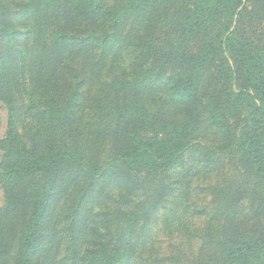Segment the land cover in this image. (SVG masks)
Here are the masks:
<instances>
[{"label":"trees","instance_id":"1","mask_svg":"<svg viewBox=\"0 0 264 264\" xmlns=\"http://www.w3.org/2000/svg\"><path fill=\"white\" fill-rule=\"evenodd\" d=\"M108 2L30 0L21 8L33 22L29 97L31 107H40L35 138L26 143L15 127L11 93L17 31L0 0V101L7 111L0 140V264H35L41 246L47 251L38 264H50L51 249L43 242L54 206L72 185L84 188L95 179H109V186L86 204L71 264L130 261L112 240L149 221L162 205L169 188L160 187V180L166 183L180 162L203 113L232 146L240 169L235 189L224 190L229 205L220 228L222 264H264V0H128L122 9ZM134 13L143 16L131 43L135 65L142 68L115 88L109 163L87 164L80 151L79 83L59 79L60 70L68 75L62 69L66 59L114 44ZM168 70L173 77L162 84ZM164 106L171 111L163 116ZM88 194L83 191L75 206L88 202ZM75 199L67 200L69 208ZM96 204L99 211H93Z\"/></svg>","mask_w":264,"mask_h":264},{"label":"rangeland","instance_id":"2","mask_svg":"<svg viewBox=\"0 0 264 264\" xmlns=\"http://www.w3.org/2000/svg\"><path fill=\"white\" fill-rule=\"evenodd\" d=\"M2 1L9 21L17 31L11 61L14 122L20 139L30 143L35 138L33 133L39 123L36 111L40 110L38 105L31 107L29 97L34 88L32 73L36 39L33 34H28L33 25L31 16L24 14L21 8L27 6L30 0ZM127 1L109 0L108 7L122 9ZM142 19V15L132 14L114 44L66 59L62 69L68 75H61L60 70L59 79L71 78L74 86L79 83L76 86L79 88L78 102L80 101L77 119L81 132L80 151L87 164L105 166L114 152L112 133L115 121V88L118 83L134 79L142 68L141 62L135 65L136 54L132 52L131 46L133 35L139 32ZM24 55L27 58L22 59ZM162 77L164 80L161 83L164 84L173 75L168 70ZM145 82L148 85L152 80ZM122 98H117V103H122ZM168 109V106L162 107L161 114L164 116L165 112L171 111ZM6 126L7 111L0 101V140L5 137ZM231 153L232 146L212 126L207 114L203 113L193 136L187 141L180 162L169 171L166 183L160 180V187L169 188L162 205L149 221L137 222L128 231L125 228L124 235L115 234L112 241H117L116 246L121 247V252H126L131 257L130 261L122 259L119 264H127L128 261V264H222L220 228L224 207L228 211L229 205L225 203L227 199L224 190L235 189L240 172L237 158ZM1 156L2 149L0 163ZM103 180L85 181L84 188L72 185L54 206L52 230L51 227L48 229L43 242L51 249L50 264H71V257L77 252L74 248L77 228L86 218L85 213L89 210L87 205L95 195L109 186V179ZM65 183L66 180L61 184L60 190H64ZM157 188V181L153 182L149 191L151 193L148 194L150 200L155 197L153 192ZM73 191L76 192L75 195L69 197ZM83 191L89 192V201L84 206H75ZM74 197V204L69 208L67 200L71 202ZM3 206L4 193L0 186V209ZM96 206L98 207L93 211H99L100 204ZM241 206L243 212L248 210L247 205ZM85 235L91 234L87 232ZM45 250L47 251L41 246L35 255V264L43 260ZM6 264L13 262L9 260Z\"/></svg>","mask_w":264,"mask_h":264}]
</instances>
